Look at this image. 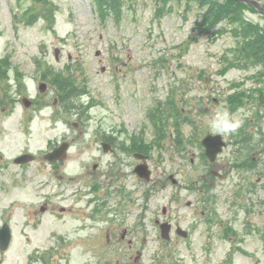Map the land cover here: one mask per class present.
Returning <instances> with one entry per match:
<instances>
[{"label":"rangeland","instance_id":"rangeland-1","mask_svg":"<svg viewBox=\"0 0 264 264\" xmlns=\"http://www.w3.org/2000/svg\"><path fill=\"white\" fill-rule=\"evenodd\" d=\"M121 2L111 12L97 0H0V58L12 83L7 93L0 84V227L12 235L0 264H264V110L250 98L235 109L227 102L263 86L262 65L228 67L234 25L205 29L197 0ZM29 7L34 14L20 18ZM245 14L264 26L260 12ZM39 67L75 82L70 107L51 84L35 102L43 107L22 105L21 95H40ZM223 112L242 124L222 134L226 145L209 162L201 139L217 133ZM63 140L67 155L49 163L44 153ZM135 151L149 156L148 182L131 173ZM23 152L34 160L15 164ZM103 198L110 211L94 216ZM155 219L171 224L169 239ZM113 222L112 241L125 228L133 247L106 242Z\"/></svg>","mask_w":264,"mask_h":264},{"label":"trees","instance_id":"trees-1","mask_svg":"<svg viewBox=\"0 0 264 264\" xmlns=\"http://www.w3.org/2000/svg\"><path fill=\"white\" fill-rule=\"evenodd\" d=\"M42 1V0H40ZM100 8L105 11H119L121 0H97ZM200 5L205 6L202 13L203 26L209 30L216 26L219 21L226 20L234 25L231 33L238 38L236 52L234 57L227 59L228 67L262 65V70L258 72L259 80L263 82V86H253L250 92L238 89L227 96V102L230 109H235L239 105H243L249 98L252 99L261 109L264 110V26L259 22H254L247 18L245 12L250 10L255 12L252 5L236 0H197ZM51 6V5H50ZM34 14L32 7L27 8L21 18L29 19L30 15ZM37 15L40 13L37 12ZM43 14V13H41ZM1 62V61H0ZM50 82L56 85L57 94L61 97L66 105L70 107L78 87L68 75H60L54 73L51 76ZM74 97V98H72ZM79 97V96H78ZM76 97V99H78ZM80 109L85 107L80 100L77 101ZM203 156V155H202ZM245 164V163H243ZM238 166H243L237 162Z\"/></svg>","mask_w":264,"mask_h":264},{"label":"water","instance_id":"water-1","mask_svg":"<svg viewBox=\"0 0 264 264\" xmlns=\"http://www.w3.org/2000/svg\"><path fill=\"white\" fill-rule=\"evenodd\" d=\"M239 1L251 3L261 13L264 14V7L257 0H239ZM202 143L205 146L206 155L209 156L211 159L215 158L216 154L221 150L222 146L224 145V141L221 139L220 134H215V135L208 134L202 139ZM67 147H68V143L63 142L61 145L57 146L52 151L48 152L45 155V157L49 160L61 159L65 156ZM141 157L144 158L142 155H141ZM32 159H33V155L23 154V155L18 156L15 159V162L25 163V162H28ZM136 170L140 176H144L146 178H149V170H148L147 165L145 163L139 164L136 167ZM160 227H161V231H162L164 238H167L170 225L168 223H162L160 225ZM10 236H11V234H10L8 225L4 224L2 226V228L0 229V248L1 249L7 248L9 241H10Z\"/></svg>","mask_w":264,"mask_h":264},{"label":"flooded vegetation","instance_id":"flooded-vegetation-1","mask_svg":"<svg viewBox=\"0 0 264 264\" xmlns=\"http://www.w3.org/2000/svg\"><path fill=\"white\" fill-rule=\"evenodd\" d=\"M31 105H35V100L31 101ZM26 110H27V109H26ZM21 116H22V119L25 120L26 117H27V113H26V111H25V113H22ZM24 120H23V121H24ZM103 142H105V143L108 144L110 150L113 149V147H112V146H113V145H112V144H113V141H112L111 143H110V142H107V141H102L101 143H103ZM53 147H54V146H53ZM132 154H134V153H132ZM139 161H140V160L137 159V162L134 164L131 173H134V172H133L134 167L137 165V163H138ZM134 175H135V174H134ZM135 176H136V175H135ZM142 181H144V182H148L147 180H145V179H143V178H140V177L136 176V182H137V183H141ZM95 188H96L97 191L100 190V187L97 185V183H95ZM96 190H95V191H96ZM115 193H117L118 195L120 194L121 197H123V196H125V195H128L127 191L124 190V187H123L122 183H121V185H118V186H117V189L115 190ZM104 194H105V195H110L111 192L108 191V189L106 188V191H105ZM97 200H98V199H97ZM102 200H104V201H102V202H100L99 204H96V205L94 206V208H93V215H94V216L97 215V214L101 215L103 212L106 213V212L110 211V210L108 209V204L106 203L105 199L103 198ZM94 202H96V199H94ZM45 204H47V202H46ZM61 210H64V209L62 208ZM155 220H156V219H155ZM114 225H115V223L113 222V223H111L109 226H107V227L104 228L105 232L107 233V235H106V242H107V243H110V245H111L112 243H113V245L118 244V246L122 245L123 243H127V246H128L129 248L133 247L134 244H135V243H134V240H132L131 238H128V237H127V235H128V231H127V229H125V228L120 232V238H119L118 240H116V241H112V239H111V238H112V236H111V231H110L109 229H110L111 227H114ZM113 231H114V229H113ZM114 236H115V235H114ZM114 236H113V237H114ZM126 237H127V240H124V238H126ZM116 263H117V264H121V262H120L119 259L116 261ZM123 264H129V263L126 262V263H123Z\"/></svg>","mask_w":264,"mask_h":264},{"label":"clouds","instance_id":"clouds-1","mask_svg":"<svg viewBox=\"0 0 264 264\" xmlns=\"http://www.w3.org/2000/svg\"><path fill=\"white\" fill-rule=\"evenodd\" d=\"M241 124V121L233 120L229 117L227 112H223L217 115L212 123V128L217 133L234 134L239 130Z\"/></svg>","mask_w":264,"mask_h":264}]
</instances>
